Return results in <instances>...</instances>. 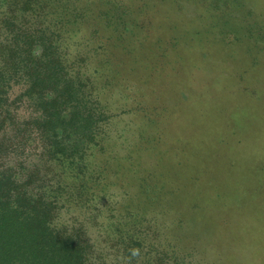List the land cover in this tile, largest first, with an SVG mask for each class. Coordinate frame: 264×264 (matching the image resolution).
<instances>
[{
    "label": "rangeland",
    "instance_id": "obj_1",
    "mask_svg": "<svg viewBox=\"0 0 264 264\" xmlns=\"http://www.w3.org/2000/svg\"><path fill=\"white\" fill-rule=\"evenodd\" d=\"M76 1L90 15L76 43L97 46L103 158L160 193L146 201L158 222L146 251L242 262L264 236V0ZM117 175V208L143 204Z\"/></svg>",
    "mask_w": 264,
    "mask_h": 264
},
{
    "label": "trees",
    "instance_id": "obj_2",
    "mask_svg": "<svg viewBox=\"0 0 264 264\" xmlns=\"http://www.w3.org/2000/svg\"><path fill=\"white\" fill-rule=\"evenodd\" d=\"M87 11L76 0H0V264H186L145 249L158 233L144 219L160 196L149 176L103 158L97 46L76 43ZM119 40L122 57L134 56L131 37ZM117 173L143 204L117 208ZM249 252L234 263L264 264V236Z\"/></svg>",
    "mask_w": 264,
    "mask_h": 264
}]
</instances>
